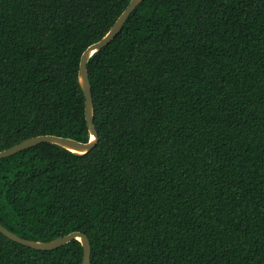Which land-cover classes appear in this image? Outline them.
<instances>
[{
    "label": "trees",
    "instance_id": "trees-1",
    "mask_svg": "<svg viewBox=\"0 0 264 264\" xmlns=\"http://www.w3.org/2000/svg\"><path fill=\"white\" fill-rule=\"evenodd\" d=\"M131 0H0V152L88 142L82 53ZM99 140L0 159V224L90 264H264V0H143L86 64ZM0 233V264H81Z\"/></svg>",
    "mask_w": 264,
    "mask_h": 264
},
{
    "label": "water",
    "instance_id": "water-1",
    "mask_svg": "<svg viewBox=\"0 0 264 264\" xmlns=\"http://www.w3.org/2000/svg\"><path fill=\"white\" fill-rule=\"evenodd\" d=\"M142 1L143 0H131L128 6L126 7V9L122 12V14L118 17L114 25L107 32V34L100 41L91 44L81 55L80 62H79V70H78V82L83 91L84 98H85L84 117H85L86 125L88 128V132L90 135L89 141L84 143V142H79L74 139L58 137V136H53V135L36 136L30 139H27L17 145H14L4 151H1L0 159L14 155L24 149L34 147L42 142L57 145L77 155H84L90 152L97 145L99 137H98L97 131L93 124V101H92V95L90 91V83L88 79L86 64L89 58L94 53H96L97 51H99L100 49L108 45L114 39V37L122 29L130 13ZM0 233L15 243H18L20 245L29 247L37 251H51L75 239L81 244L82 249H83V257H82L81 264H90L89 241L87 237L82 233L72 232L68 235H65L63 237H58L50 242H45V243L28 241V240L22 239L18 237L17 235L11 233L10 231H8L1 224H0Z\"/></svg>",
    "mask_w": 264,
    "mask_h": 264
}]
</instances>
